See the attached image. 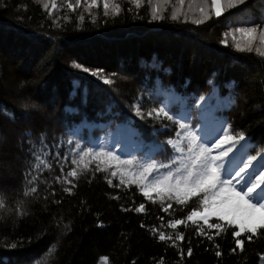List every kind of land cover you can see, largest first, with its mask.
Listing matches in <instances>:
<instances>
[{
    "label": "trees",
    "instance_id": "1",
    "mask_svg": "<svg viewBox=\"0 0 264 264\" xmlns=\"http://www.w3.org/2000/svg\"><path fill=\"white\" fill-rule=\"evenodd\" d=\"M43 2L0 0V264H264V229L251 241L242 233L243 251H230L236 239L231 231L238 229L227 221L234 215L238 222L254 221L258 213H234L226 205V219L209 217V223L227 225L218 236L199 219L173 229L168 222L186 219L199 200L162 202L155 192L149 199L130 182L141 165L167 163L174 155L165 142L175 138L174 121L181 116L198 132L204 127L215 134L221 124L231 125L230 134L243 132L234 161L264 150V57L255 51L260 42L252 52H240L232 35H225L239 37L236 28L264 23V0L211 14L198 25V14L173 20L166 3L163 18L153 20L148 0L139 8L131 0H110L107 16L100 0L92 8L87 0L79 6L62 0L51 15ZM111 3L120 5L118 15L111 14ZM75 64L103 69L112 83ZM136 104L143 118L135 114ZM161 106L172 109L173 121L146 115ZM161 145L169 150L161 152ZM87 148H103L133 164H101L105 170L97 172L99 162L92 161L68 178L73 187L64 177ZM57 152L64 157L60 163ZM255 163L259 168L264 161ZM121 171L129 173L124 184ZM32 175L38 179L29 184ZM31 187L37 191L24 196ZM140 204L144 209L135 211ZM200 226L211 241L196 232ZM178 233L183 240L167 239Z\"/></svg>",
    "mask_w": 264,
    "mask_h": 264
},
{
    "label": "snow or ice",
    "instance_id": "2",
    "mask_svg": "<svg viewBox=\"0 0 264 264\" xmlns=\"http://www.w3.org/2000/svg\"><path fill=\"white\" fill-rule=\"evenodd\" d=\"M131 2L138 8L141 5V0H131ZM161 2L166 3L167 0H157V3L151 7V17L153 20L163 18L161 15L163 9L159 6ZM250 2L251 0H211V7L215 16L220 17L227 9L236 8L237 12L242 11V8H247L250 5ZM102 3L104 14L107 16L109 15L110 0H102ZM149 3H152V0H149ZM179 3L183 5L184 0H179ZM80 4L81 0H76V5L79 6ZM87 4L89 8H92L98 5V0H87ZM42 6L48 10L49 15H51L52 9L56 8L55 2L49 8L46 0H44ZM67 6L69 9L75 10L71 3H68ZM120 10L119 4L111 3L112 15H118ZM198 11L201 17L193 20V23L197 25L209 18L206 6L199 7ZM179 15L180 12L174 10L172 12V19H178ZM185 18L187 19L186 15ZM80 19H83V17L81 16ZM235 32L240 34L239 37L232 33H226L225 35H232V39L235 41L234 47L238 51L252 52L254 50V42L258 36L261 47L255 48V51L261 57H264V23L253 24L250 27H239L235 29ZM221 43L226 44L227 40H221ZM74 66L77 69L82 68L86 73L91 71V75L98 76L106 84L112 83L110 79L101 75L103 69L91 70L83 67L81 64H75ZM200 99L203 100L204 97ZM132 107L137 116L144 117L145 114L141 111L139 104ZM170 111H172L171 108L166 110L165 106H161L149 110L146 115L154 119L165 118L173 121V115L169 114ZM186 118V116H181L179 121H174V123L178 124L175 138H170L165 142L174 153V155L168 157V162L157 163L156 160H152L147 165H141L135 173H132L134 178L130 182L141 185V191L145 197L152 199L151 193L155 192L162 202L167 199L168 201L175 200L177 204H185L189 198L196 197L199 200L200 206L189 212L186 219L170 220L168 222L169 226L175 229L177 225L184 224L186 221H192L195 224L197 219H199L207 225L208 229H217L215 235L218 236L225 230L227 225H236L238 230L233 229L231 231V235L236 238L234 241L235 247L231 248L230 251L235 253L237 249H240L242 252L244 241L240 238L241 234H246L247 240L251 241L257 229H264V170H261L264 169V163H261L259 168H256L255 163L258 159L264 161V150L258 152L256 155H248L246 160L241 158L238 161H234L235 152L233 149L238 152L240 151V147H243L242 142L245 140L243 132L237 135L230 134L231 125L224 127L223 124H221L215 134L208 132L204 127H201L198 132L188 124L181 122ZM221 132L223 135H220ZM223 145L228 146L225 148L222 147ZM238 145L240 147H237ZM43 147L47 146L43 145ZM159 147L161 152L169 150L163 145ZM32 154L36 160H39L43 164L44 168H51V165L41 160L36 152ZM56 157L57 163H60V160L64 159V157H60L59 152L56 153ZM89 157L91 159H88ZM92 161L99 162L96 166L97 172L111 167L113 162L117 165L133 164L132 160H121L120 156L115 155L111 151H105L103 148L98 152L92 148H87L79 154V160L73 159L71 161L72 165L76 167L68 171L67 176L64 177V181L72 185V180L68 178H76L78 175L76 169L82 167V170H87ZM101 164L105 165V169L100 167ZM60 171H64L63 166H61ZM112 175L116 176L117 172L113 170ZM120 175L121 184L126 183L127 181L124 177L129 175V173L121 171ZM37 179L36 175H32L28 183L32 184ZM56 180L60 181V177L57 176ZM108 183L111 184L112 181L109 179ZM72 186L74 187L75 185ZM119 186L116 185V187ZM36 191V187H31L23 195L28 196L29 193H35ZM64 191L70 193L72 187L65 188ZM226 205H233L234 213L240 212L241 209L246 210L253 216L258 213V219L238 222L234 215L233 219L227 221V225L209 223V217L211 216H218L220 220L226 219L228 215V212L224 210ZM171 206V203H169L167 207L163 208V211H168ZM2 207L3 201H0V208ZM143 209L144 204H140L136 207L135 211L141 212ZM196 232L201 236H206L210 241L213 239V236L209 235L203 226L196 228ZM159 239L161 241L166 240L164 232L159 233ZM167 239L172 240V243L175 244V241L184 239V234L178 233L174 240L171 236L167 237ZM12 247H15V245H12ZM216 248L218 249L219 245H216ZM192 251V247H188L187 253L189 255H191ZM215 255L220 257L221 252L217 250ZM260 259L264 260V256Z\"/></svg>",
    "mask_w": 264,
    "mask_h": 264
},
{
    "label": "rangeland",
    "instance_id": "3",
    "mask_svg": "<svg viewBox=\"0 0 264 264\" xmlns=\"http://www.w3.org/2000/svg\"><path fill=\"white\" fill-rule=\"evenodd\" d=\"M61 1L62 0H51L50 6L52 7V3L55 2L56 7H57L60 4ZM113 1L116 2V0H113ZM189 1H190V4L188 3V0H184V4L181 5L179 3V0H167V2H166V9H169L168 12L170 13V16L171 17H172V12L174 10H176V11H179L180 12V15H182L183 17H185V15H186L187 17L194 19V16H196L197 14L198 15H201L200 12L198 11V8L201 7V6H206L207 7V10L209 12V17H210L211 14L215 15L214 14V11L212 10V7L210 6L208 8L207 2L205 0H189ZM209 2L211 4V0ZM98 3H99V0H98ZM100 3L102 4V0H100ZM155 3H157V0H152V3L149 4L150 7H152V5L155 4ZM164 4H165L164 2H161L159 6L163 9L164 8L163 7ZM164 10H165V8H164ZM162 12H164V11L162 10ZM193 14H195V15H193ZM256 41L257 42L259 41L258 36H257ZM128 141H129V139L126 138V142H128ZM227 146L228 145H223L222 147H225L226 148ZM233 151H234V149H233Z\"/></svg>",
    "mask_w": 264,
    "mask_h": 264
}]
</instances>
